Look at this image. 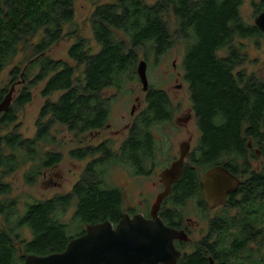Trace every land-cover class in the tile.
I'll use <instances>...</instances> for the list:
<instances>
[{
    "label": "trees",
    "instance_id": "trees-1",
    "mask_svg": "<svg viewBox=\"0 0 264 264\" xmlns=\"http://www.w3.org/2000/svg\"><path fill=\"white\" fill-rule=\"evenodd\" d=\"M73 1L0 0V73L21 46L23 50L31 47L33 58L19 76L27 79L31 70H37L29 86L45 81L42 97L60 93L55 101H45L39 110L32 139L22 138L15 130L0 135V216L3 223L0 264H21L30 254L45 256L62 252L71 239L84 233L87 225L106 220L116 222L120 217L119 192L106 186L105 172L99 170L103 162L113 159L109 151L104 152L105 159L86 167L69 193L29 203L23 213L18 212L15 200L5 198L11 186L3 178L26 162L38 159L35 169L31 167L24 174L27 183L32 184L42 168H51L60 162L58 153L40 157L37 151L38 144L54 141L50 133L54 125L80 133L102 128L110 110V99L103 98V91L121 88L125 78L136 75L140 52L146 62L150 55L158 59L178 41L188 42L181 68L200 133L193 157L196 162L206 168L246 169L249 152L246 140L250 138L253 145L264 147V77L246 74L243 70L235 72L247 59L242 45L236 42L263 37L254 24L242 19L239 9L244 0H156L153 4L142 0H112L110 4L99 5L90 21L100 51L91 55L82 42H77L68 50L75 67L43 56L64 36L62 29L72 19ZM252 7L254 15H258L263 0L253 3ZM170 11L175 20L172 32L164 18ZM40 31L42 38L37 44L28 46V41ZM222 49L226 54L219 57ZM78 68H82L80 74ZM19 72L18 67L9 72L12 80ZM4 93L5 90H0V102ZM30 101L28 89L23 88L8 111L0 116V128L13 124L17 112ZM145 101L146 107L139 119L147 127L153 122L170 119L171 109L163 91L149 89ZM140 137L151 138L145 132ZM100 148L90 152L100 151ZM88 151L73 150L70 156L83 159L89 155ZM186 181L188 189L184 190V197L195 196L196 177L186 172ZM238 190L242 209L249 202L256 207L264 201L263 172L251 173ZM228 203L232 207L236 205L232 195ZM72 206L75 211L71 222H61L60 217ZM245 217L243 215L240 225L236 226L229 213L222 216L223 231L237 227L239 233L233 243L239 241L240 244L231 245L221 240L220 253L215 258L219 264H264V259L249 262L248 256L238 260L241 252L246 253L249 230ZM23 229L29 231L30 240L23 238ZM196 249L194 255L184 256V264H208L206 253L201 252L204 247ZM234 259L236 261L232 262Z\"/></svg>",
    "mask_w": 264,
    "mask_h": 264
},
{
    "label": "rangeland",
    "instance_id": "rangeland-1",
    "mask_svg": "<svg viewBox=\"0 0 264 264\" xmlns=\"http://www.w3.org/2000/svg\"><path fill=\"white\" fill-rule=\"evenodd\" d=\"M146 4H153L156 0H142ZM261 0H244L240 7V15L242 19L248 23L253 24L257 15H254L252 7L253 3H260ZM112 0H74L73 1V19L71 22L66 23L63 26L62 32L64 36L61 40L54 43L48 51L45 53L52 60H61L66 62L72 67H75V62L68 56V50L72 43L76 40H83L85 48L89 53H94L98 50V46L94 40L93 32L91 28V15L94 9L103 4H110ZM165 20L169 24V30L172 32L175 28L174 17L171 13L165 15ZM42 31L31 38L28 42V46L35 45L42 38ZM237 44H241L242 52L246 55L247 59L235 72L243 70L246 74H255L258 77H264V36L256 39H246L237 41ZM188 42H176L169 50L155 59L153 55H150L147 63V79L149 89L163 90L168 95L172 106H174V112L177 116H181L191 109V103L189 98L188 86L183 78V70L181 68V60L184 56ZM226 50L222 49L218 52L219 57H224ZM31 47L23 50V46L19 48L17 55L13 60L1 71L0 73V90H5L4 96L7 94L12 85H15L13 100L19 95L23 88H27L31 101L24 105L22 109L17 112L16 120L10 126L5 129L0 128V135H4L10 131H17L24 139H32L36 132V120L39 114V110L44 105L45 101H55L60 93H54L50 97H42L41 90L44 87V82H38L35 85L29 86V81L33 78L37 70H31L29 72V78L24 79L23 76H19L21 71L25 70L28 63L32 59ZM144 60L142 53L138 55V62ZM174 64V67L172 66ZM18 67L19 74L16 79L10 77L9 72ZM82 68L77 69V73L80 74ZM77 74V75H78ZM13 82V84H11ZM177 85H181V89H177ZM106 97L112 98L110 103V113L108 123L109 129L101 130V135L97 136L85 134H76L69 131L66 127L60 125H54L51 129V135L54 141L38 144L37 151L40 157H43L46 153H59L61 154V160L56 167L42 168L41 174L35 179L32 184L27 183L24 178V174L28 172L31 167L35 169L38 164V159L35 161H28L24 165L20 166L14 173L3 178L5 183L11 186V192L6 195V199H13L17 203V210L19 213L25 211L27 204L35 201H43L53 197L54 195H64L69 193L74 184L81 177L85 165L92 159L75 160L69 156V152L77 147L94 146L101 141L107 139L111 142L114 151L121 142V138L114 133L118 128H121L122 124L132 119L130 116L131 107H134L133 111H143L146 107L145 93L142 92V87L137 79V75L132 78H125L121 88H110L104 92ZM190 131L193 140L199 137V133L196 130L195 124L190 125ZM170 137L177 138L174 133L170 134ZM79 140H83V143H79ZM7 153L8 150H5ZM252 165L258 168L264 167V155L259 156L258 159H253ZM102 167L105 172L107 187H121L123 186L126 175L124 172H120L118 167H113L109 163ZM56 175V176H55ZM109 185V186H108ZM144 189L151 191L149 183L144 185ZM195 203L190 202L185 208L186 217H188L193 223H196L195 233L191 235L192 241H197L201 238L202 230L204 228V217L196 210ZM254 209H258L255 207ZM75 211V207L69 208L66 213L60 217L61 222L70 223L72 215ZM215 212V211H214ZM210 211V216L215 213ZM219 214L222 211L219 209ZM235 212H232L234 214ZM198 223V225H197ZM3 226L2 217L0 216V228ZM85 228V227H84ZM204 232V231H203ZM23 238L30 240L31 235L27 229L22 231ZM227 243L229 238H227ZM191 245H188L190 250ZM246 256V253L241 252L238 260H242ZM232 260V262H235Z\"/></svg>",
    "mask_w": 264,
    "mask_h": 264
},
{
    "label": "flooded vegetation",
    "instance_id": "flooded-vegetation-1",
    "mask_svg": "<svg viewBox=\"0 0 264 264\" xmlns=\"http://www.w3.org/2000/svg\"><path fill=\"white\" fill-rule=\"evenodd\" d=\"M169 13L172 14L171 11ZM79 41L83 43V40L78 39L73 42L71 46H73ZM97 46L98 50L94 53H91V55L97 54L100 51V46L98 44ZM44 55L45 54H43V56ZM172 66L174 67V64H172ZM181 87V85H177V89H181ZM105 91H103V98L105 100L110 99L111 103L112 98L106 97L104 95ZM148 91L149 86L147 91H142L143 93H145V98ZM166 98L169 102V106L171 109L170 119L156 123L153 122L148 127L146 126L145 122L139 119L142 111H133L134 107H131L129 114L132 119L124 122L121 128H118L116 131H114V133L121 138V142L117 148V151L113 150L111 142H109L107 139L101 141L100 143L94 146L87 145L84 147L80 146L73 149L74 151L87 149L89 150V155H86L85 158H73L75 160H84L92 158L85 165L83 172H85L86 167L92 162L97 161L99 159H105L104 152L109 151L113 155V159L103 162L100 167H104L106 166L105 164L109 163L111 166L113 165V167H118V170H120V172H124V176L126 175L123 186L117 188L109 187L111 189H116L119 192V198L121 201L119 215L120 217H118L116 222H111L109 220L106 221H109L113 225V227H115L125 215H127L129 218H132L135 215H141L145 219H150V208L155 202L157 195L163 192L165 187L160 177V174L166 170H169L174 163L176 164L177 162H181V169L179 171L180 175L171 183L170 193L167 197L162 200V203L157 212L159 219L165 226L182 233L181 240L175 239L173 241L174 249L179 252V256L177 257L175 264H178L179 262L181 264H184V256L189 257L197 253L196 247L198 246L204 247L203 251L201 252L206 253L204 257L207 259L208 264H219L215 258L220 253L221 240L227 241V238H229L228 243H230L231 245L238 246L240 244L239 241H235L233 243V240H236L235 238H237L239 233L237 227L233 226L231 231L229 232H224L222 229L221 218L224 215H228V213L231 215V217H233L232 219L235 220L234 225L236 226L240 225L242 216H246V228L249 230V232L246 234V256H248L249 262L254 261L253 259H261L263 261L264 201H262L260 204H257L256 207H258V209H254V206H250L251 202H249L250 205L246 203V205H244V209H242V198L238 189L243 180L246 179V177H248L249 175H251V173L263 172L264 177V167H254V164L252 165L251 162L253 159H258L259 156L263 155L264 147L258 144L253 145L254 143L251 141L250 138L246 140V149L247 151H249L247 156L248 168H239L234 169L233 171L228 170L234 177L239 180V185L236 191L226 196V201L224 204L218 205L215 208H210L202 195L200 178L206 171H208L212 167L206 168V165H201L193 159L197 150L195 148L200 138V133L196 124V117L195 113L192 110V105L191 109L188 110L187 113L182 114L181 116H177L175 115L177 110L174 112V106H172L173 104L170 101L168 95H166ZM189 98L191 103L190 92ZM108 120L107 123L100 129L88 130L83 133H80L78 131L71 132H74L76 134L87 133L88 135L96 134L97 136H100L102 132L101 130L109 129L110 124L108 123ZM192 123L195 124L196 130L199 133V137L196 140H193L190 131V125ZM143 132L149 134L151 138L141 139L140 135ZM171 133H174V135H177L178 137H170ZM249 141L251 142L250 147ZM79 143H83V140H79ZM99 146H101V148L99 149L100 151H96L94 153L90 152V150L95 149ZM184 152L186 154L185 156ZM58 164L59 163H57L53 167H56ZM186 172L191 173L194 175V177H196L197 185L196 195L189 198L184 197V190L188 189L187 181L184 182V175ZM146 183H149L151 191H147L144 189V185ZM107 184L108 183L106 182V186ZM230 195H232V198L235 201L236 205L234 207H232V205H229L228 203ZM190 202L195 203L194 206L196 207V210H198L202 214V217H204V228L201 234L202 236L195 242L192 241L191 235L195 233L196 223H193L188 217H186L184 211V208ZM219 209L222 211L221 214L218 213ZM210 211H215V214L213 216H210ZM232 212L235 213L232 214ZM184 233L188 237V240L186 241H184ZM188 245L192 246L190 247V250L187 249ZM211 247L213 249H210Z\"/></svg>",
    "mask_w": 264,
    "mask_h": 264
},
{
    "label": "water",
    "instance_id": "water-1",
    "mask_svg": "<svg viewBox=\"0 0 264 264\" xmlns=\"http://www.w3.org/2000/svg\"><path fill=\"white\" fill-rule=\"evenodd\" d=\"M253 24L264 36V0ZM146 71L147 63L140 60L136 75L143 92L148 89ZM14 88L12 85L1 100L0 116L8 111ZM180 169L181 162H177L160 174L165 187L150 208V219L125 215L115 227L109 221L90 224L82 235L71 239L62 252L26 255L21 264H175L179 252L174 249L173 241L181 240L182 233L165 226L157 212L162 200L170 193L171 183L179 177ZM238 185L239 180L222 166L210 168L200 178L202 195L210 208L224 204L226 196L235 192ZM186 240L188 237L184 233Z\"/></svg>",
    "mask_w": 264,
    "mask_h": 264
}]
</instances>
